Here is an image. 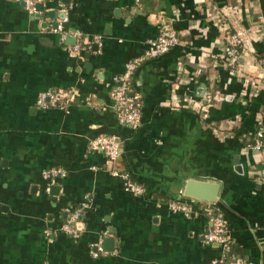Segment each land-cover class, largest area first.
Listing matches in <instances>:
<instances>
[{
  "label": "crops",
  "instance_id": "crops-1",
  "mask_svg": "<svg viewBox=\"0 0 264 264\" xmlns=\"http://www.w3.org/2000/svg\"><path fill=\"white\" fill-rule=\"evenodd\" d=\"M37 3L42 9L30 13L20 0H0V264H209L222 253L204 238L212 211L231 255L264 264V145L246 147L264 124V0ZM234 24L247 38L243 75L220 51L224 26ZM163 25L178 43L140 60L129 83L140 120L122 125L113 77ZM53 89L73 91L68 106L38 104ZM207 93L205 117L185 105ZM108 134L120 146L111 165L88 147ZM52 167L65 175L50 183L43 173ZM111 168L142 194L126 191ZM186 179L218 183L215 200L171 210L169 201L188 202ZM73 209L77 238L62 232ZM90 243L101 244L98 257Z\"/></svg>",
  "mask_w": 264,
  "mask_h": 264
},
{
  "label": "built area",
  "instance_id": "built-area-1",
  "mask_svg": "<svg viewBox=\"0 0 264 264\" xmlns=\"http://www.w3.org/2000/svg\"><path fill=\"white\" fill-rule=\"evenodd\" d=\"M24 4V8L30 13L36 11V3L39 0H20ZM73 35L80 36V32L74 31ZM246 35L244 29L237 24L233 26H224V37L221 43L220 51L222 62L235 75H243L245 70L242 66V55L246 45ZM178 43V37L175 31L168 25L160 27L156 37L146 40V46L143 50L141 58H134L123 64L122 70L117 73L112 80L109 90V96L112 101L115 117L118 123L122 125H135L140 120V94L130 88V78L134 70L140 63L142 58L157 57ZM82 49L79 43L73 45L74 51ZM73 91L68 89H53L43 91L39 94L38 104L42 107L49 105L64 108L69 105L73 99ZM211 102V95L205 94L200 101L187 102L185 105L200 117L207 115V109ZM177 106V104H176ZM216 131L219 129L214 127ZM223 131V130H222ZM264 145V124L259 123L253 132L252 140L246 144L250 150L259 151ZM88 147L90 151H98L105 155L106 162L112 164L119 155L120 146L114 135H101L93 137L89 140ZM112 175H120L123 178V187L126 191L135 195H141L143 189L141 185L132 182L126 177V174L117 172L116 169H110ZM65 175V171L61 168L52 167L43 173V177L48 182H55L58 178ZM188 202L183 200H174L168 202L171 210H179L186 212L189 209V203L195 199L186 198ZM80 222V211L73 209L68 214L66 221L62 225V232L77 238L79 235L78 224ZM209 227L204 234L205 241L215 243L222 249L221 256L218 259L211 260L209 264H243L241 257L228 254L230 242L228 241L224 223L222 219L215 213L208 214ZM90 253L93 257H98L102 252L100 243L89 244ZM42 264H49L44 262Z\"/></svg>",
  "mask_w": 264,
  "mask_h": 264
},
{
  "label": "water",
  "instance_id": "water-1",
  "mask_svg": "<svg viewBox=\"0 0 264 264\" xmlns=\"http://www.w3.org/2000/svg\"><path fill=\"white\" fill-rule=\"evenodd\" d=\"M36 9L39 11L42 9V3H36ZM56 186H52V189ZM219 190L218 183L197 180L186 179L181 191L183 198H190L202 201H214Z\"/></svg>",
  "mask_w": 264,
  "mask_h": 264
},
{
  "label": "trees",
  "instance_id": "trees-1",
  "mask_svg": "<svg viewBox=\"0 0 264 264\" xmlns=\"http://www.w3.org/2000/svg\"><path fill=\"white\" fill-rule=\"evenodd\" d=\"M246 142H248V140H246ZM208 202H211V201H201V203L206 204V205H207ZM212 213L216 214V212H214V211H212ZM228 254H231V246H229V251H228L227 255Z\"/></svg>",
  "mask_w": 264,
  "mask_h": 264
}]
</instances>
